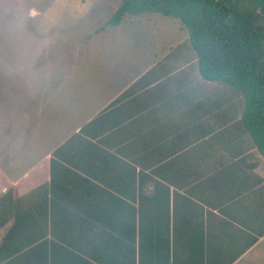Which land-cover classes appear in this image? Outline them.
Returning <instances> with one entry per match:
<instances>
[{
  "label": "crops",
  "instance_id": "0c3cea01",
  "mask_svg": "<svg viewBox=\"0 0 264 264\" xmlns=\"http://www.w3.org/2000/svg\"><path fill=\"white\" fill-rule=\"evenodd\" d=\"M168 51L146 63L143 53L104 55L103 69L77 89L86 99L68 108L51 98L36 139L39 157L24 150L26 136L5 149L14 167H0V264H42L29 252L66 217L53 208L61 168L89 179L86 189L107 191L126 189L135 173L133 204L142 210L136 264H264V156L240 124L244 105L232 89L201 79L194 63L165 70ZM106 206L105 221L123 218L120 203ZM120 231L105 226L104 262L124 259ZM147 238L150 261L140 256ZM91 244L69 263L100 264Z\"/></svg>",
  "mask_w": 264,
  "mask_h": 264
},
{
  "label": "trees",
  "instance_id": "16d2710c",
  "mask_svg": "<svg viewBox=\"0 0 264 264\" xmlns=\"http://www.w3.org/2000/svg\"><path fill=\"white\" fill-rule=\"evenodd\" d=\"M145 13L180 20L187 30V40L169 49L167 55L173 58L166 61L165 70L171 72L172 66L179 61L182 62L178 67L183 63H194L193 70H197L201 79L232 89L244 105L240 124L264 156V0H120L119 8L102 29L120 25L128 14ZM61 170L66 171L62 173L65 179L60 181L62 194L59 195L60 202L54 203L53 208L66 217L55 223L50 239L42 233V243L29 252L32 263L39 256L42 264H71L77 249L92 243V257L100 264H110L104 262L102 254L106 226L121 228L125 248L121 264H136L137 234L142 233V219L137 226L138 210L133 204L135 173L129 175L132 188L126 186V189L107 191L96 186L86 189L81 184L89 183V179L69 169ZM143 181L141 179V183ZM107 202L111 205L120 203L123 218L116 216V222L105 221ZM118 210L116 206V213ZM138 214L141 215L142 210ZM68 215L75 221H70ZM36 239L32 238L29 243L33 244ZM149 242V238L139 242L140 256L148 261L154 259L149 251L143 252ZM161 258L164 260L165 255L157 257V263Z\"/></svg>",
  "mask_w": 264,
  "mask_h": 264
},
{
  "label": "rangeland",
  "instance_id": "374dc122",
  "mask_svg": "<svg viewBox=\"0 0 264 264\" xmlns=\"http://www.w3.org/2000/svg\"><path fill=\"white\" fill-rule=\"evenodd\" d=\"M119 6L120 0H0V167L11 169L5 149L15 137H28L24 150L40 156L34 149L51 98L68 108L86 99L77 89L86 90L88 76L103 69L104 55L143 53L146 63L187 40L180 20L154 13L128 14L102 29Z\"/></svg>",
  "mask_w": 264,
  "mask_h": 264
}]
</instances>
